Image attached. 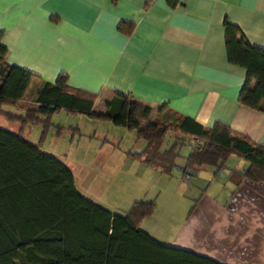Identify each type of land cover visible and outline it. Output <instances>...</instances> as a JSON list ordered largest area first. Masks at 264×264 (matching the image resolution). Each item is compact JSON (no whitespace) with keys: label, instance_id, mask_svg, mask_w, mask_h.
<instances>
[{"label":"crops","instance_id":"crops-1","mask_svg":"<svg viewBox=\"0 0 264 264\" xmlns=\"http://www.w3.org/2000/svg\"><path fill=\"white\" fill-rule=\"evenodd\" d=\"M225 19L248 43L264 48V0H0V41L6 61L33 74L27 102L44 81L54 82L63 73L71 88L97 93L96 111L121 92L149 106L150 119L180 114L203 126L220 122L264 144V110L238 101L245 69L227 60ZM122 22L131 26L129 33L119 28ZM51 123L55 131L65 127L59 136L66 130L70 140L82 135L77 125ZM186 143L190 151L194 143ZM186 155L178 166L180 180L171 182L169 202L160 207V193L154 196V209L139 228L219 264H264V181L254 183L240 174L247 165L240 156L229 155L228 166L192 171L184 169ZM177 157L169 173L143 162L154 166L158 177L171 178Z\"/></svg>","mask_w":264,"mask_h":264},{"label":"trees","instance_id":"trees-1","mask_svg":"<svg viewBox=\"0 0 264 264\" xmlns=\"http://www.w3.org/2000/svg\"><path fill=\"white\" fill-rule=\"evenodd\" d=\"M223 26L227 60L245 69L238 101L264 110V48L248 43L227 19ZM119 28L131 31L125 22ZM5 55L0 41V115L18 123L14 132L0 126V264H219L140 229V220L154 209L153 199L135 200L124 211H112L84 196L75 187L69 166L42 151L41 140L52 126L54 112L84 114L135 130L145 147L128 152L161 171L169 173L179 155L178 145L196 138L184 169L196 171L204 165L218 169L234 154L247 162L240 174L254 183L264 181V144L220 122L208 127L180 114L171 120L150 119L149 106L121 92L106 100L103 111H96L97 93L71 88L63 73L54 82L44 81L27 102L24 96L33 74L9 64ZM33 124L41 126L37 142L24 133ZM56 127L57 135L65 129ZM168 130L188 137L176 136L160 148Z\"/></svg>","mask_w":264,"mask_h":264},{"label":"rangeland","instance_id":"rangeland-1","mask_svg":"<svg viewBox=\"0 0 264 264\" xmlns=\"http://www.w3.org/2000/svg\"><path fill=\"white\" fill-rule=\"evenodd\" d=\"M96 107L98 108L99 104ZM51 121L77 125L82 133L80 136L75 134L70 140L72 136L69 130L59 136L55 133V128L50 126L41 140V150L60 158L69 166L74 185L84 196L112 211H124L132 201L142 198L154 199L158 193L160 207L169 202L170 189L173 188L171 182L180 180L182 176V169L178 166H182L183 156L189 151L188 143L179 145V155L175 159V164L178 165L172 169L170 175L172 179L163 175L158 177L159 173L154 171V166L146 165L127 153L128 150H141L144 146V141L141 138L137 139L135 130H128L113 125L110 121H100L82 114H65L63 111L53 114ZM0 126H6L14 132L18 128V123L10 122L0 115ZM40 131V125L33 124L30 130L24 133L30 140L37 142ZM92 134H95L94 137H90ZM103 138L107 141L103 142ZM173 139L168 132L160 147L168 146ZM230 163V159L225 161L226 166ZM192 181L190 177L189 184ZM184 190L185 195H191L189 189ZM191 190L196 192L192 187ZM179 191L182 194L183 187ZM163 213L165 211L159 214Z\"/></svg>","mask_w":264,"mask_h":264},{"label":"built area","instance_id":"built-area-1","mask_svg":"<svg viewBox=\"0 0 264 264\" xmlns=\"http://www.w3.org/2000/svg\"><path fill=\"white\" fill-rule=\"evenodd\" d=\"M191 141H192L193 143H197V139H196V138H191Z\"/></svg>","mask_w":264,"mask_h":264}]
</instances>
